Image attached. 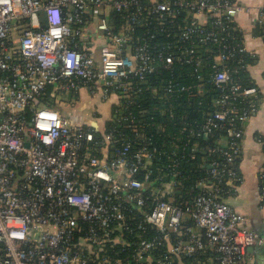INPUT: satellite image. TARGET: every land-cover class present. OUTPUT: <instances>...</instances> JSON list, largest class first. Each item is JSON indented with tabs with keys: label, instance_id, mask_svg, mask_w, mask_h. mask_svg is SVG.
I'll return each instance as SVG.
<instances>
[{
	"label": "built area",
	"instance_id": "1",
	"mask_svg": "<svg viewBox=\"0 0 264 264\" xmlns=\"http://www.w3.org/2000/svg\"><path fill=\"white\" fill-rule=\"evenodd\" d=\"M252 10L239 0H0V264H89L94 255L98 264H123L113 257L178 264L182 255L188 264H261L254 251L264 250V229L250 228L214 182L226 178L227 193L236 188L241 177L233 163L244 127L263 101L257 87L234 80L227 64L234 55L227 28L237 13ZM182 13L179 40L155 49L159 33L177 37L167 23ZM263 19L264 5L257 21ZM138 25L145 28L140 35ZM209 42L223 47L211 77L221 94L199 134L207 138L228 124L217 141L226 161L211 162L213 185L184 207L166 197L179 171L153 179L156 153L147 144L132 145L92 120L75 123L69 113L82 92L121 104L158 66L200 64L196 47ZM239 98L248 106L231 102ZM114 114L117 125L128 119L122 109ZM128 126L142 131L132 120ZM168 158L179 165L175 153ZM260 180L264 213V166Z\"/></svg>",
	"mask_w": 264,
	"mask_h": 264
},
{
	"label": "trees",
	"instance_id": "2",
	"mask_svg": "<svg viewBox=\"0 0 264 264\" xmlns=\"http://www.w3.org/2000/svg\"><path fill=\"white\" fill-rule=\"evenodd\" d=\"M185 16L186 14L182 13L175 22L167 23L168 28L170 27L171 31L176 32L177 37L174 36L175 33L171 36H168L165 31L159 33L152 40V43L158 46L155 49H170L172 47L170 45L175 40H179V28L183 27ZM115 19L119 22L121 15L117 14ZM210 23L207 28L218 32L215 24ZM154 26L155 24L151 25V27ZM144 30L145 28L138 25L137 35H140ZM256 32L264 40V19L257 22ZM220 34L223 35L222 30H220ZM184 45L190 47L192 44L185 42ZM227 47L234 52L233 56L227 57V64L232 71L234 80L242 84L243 87H257L259 97L263 98L261 88L254 81L249 68L257 60L256 54L247 49L244 32L236 21L231 22L227 28ZM222 48L220 43H198L196 58L200 59V64L178 62L173 68L158 66L148 75V83L140 85L141 91L121 99V104L110 103L111 114L105 122L106 130H116L122 134L121 138H131L126 141L130 140L132 145L135 143L147 144L148 148L156 153L151 167L153 179L157 176H165L168 169L179 171L178 184L172 193L166 194V197L174 199L176 203L184 207L191 205L199 194L207 191L209 186L213 185L209 181L211 173L208 170L211 162L218 160L224 163L226 161L225 156L218 149L217 141L218 138L226 134L228 124L213 128L207 138H203L199 134L208 118L218 109L214 99L221 94V90L211 81V77L214 73V56L217 50ZM47 98L48 95L45 94L40 101H46ZM231 102L242 109L248 106L247 100L243 101L242 98L232 99ZM118 109H122L124 115L128 117L124 123L119 125L116 123L117 119L114 114ZM130 120L142 131H133L128 126ZM96 136L102 137V132H96ZM258 137L264 140V134H257V141L264 151L263 141ZM242 140L244 141V139ZM123 143L124 141H120L119 147L122 148ZM172 153L176 154L179 162L175 168L168 158V155ZM241 156L242 151L237 154L233 163L237 169L240 168ZM140 172L143 174V171ZM142 174H139L138 177L141 178ZM241 179L242 177L236 182V185L241 182ZM214 182L223 188V196L229 194L227 189L230 186L226 178H223L222 181L216 179ZM156 233L153 231L150 237ZM117 249L121 248L117 247ZM187 257L189 256L182 255L181 258H177V263L188 264L187 262H190L191 259ZM202 257H208V254ZM87 258L89 264H98L99 257L94 255ZM113 258H122L123 264H128L127 260L131 258L133 260L130 264H140L132 257Z\"/></svg>",
	"mask_w": 264,
	"mask_h": 264
},
{
	"label": "crops",
	"instance_id": "3",
	"mask_svg": "<svg viewBox=\"0 0 264 264\" xmlns=\"http://www.w3.org/2000/svg\"><path fill=\"white\" fill-rule=\"evenodd\" d=\"M253 8L252 12L241 11L235 15V21L243 30L245 44L249 51L256 54L257 60L250 65L251 75L261 88L263 101L259 110L245 124L243 150L240 160L241 182L234 191L226 194L224 200L231 204L239 213L248 217L250 228L257 231L264 229V213L260 210V169L264 166V151L257 141V134H264V40L256 32L257 20L260 16V7L264 0H239ZM115 103L118 101L114 100ZM111 102H104L96 97L91 99L87 91L80 94L78 105L70 109L69 116L75 123H89V120L98 122L99 128L105 129V122L111 114ZM91 109L90 113H85ZM256 253V251H254ZM260 263L264 264V250L256 253Z\"/></svg>",
	"mask_w": 264,
	"mask_h": 264
},
{
	"label": "rangeland",
	"instance_id": "4",
	"mask_svg": "<svg viewBox=\"0 0 264 264\" xmlns=\"http://www.w3.org/2000/svg\"><path fill=\"white\" fill-rule=\"evenodd\" d=\"M63 96H64L65 98L68 97V93H67V92L64 93ZM90 112H91V109H86V111H85L86 114H87V113H90Z\"/></svg>",
	"mask_w": 264,
	"mask_h": 264
},
{
	"label": "water",
	"instance_id": "5",
	"mask_svg": "<svg viewBox=\"0 0 264 264\" xmlns=\"http://www.w3.org/2000/svg\"><path fill=\"white\" fill-rule=\"evenodd\" d=\"M91 124H92L94 127H98V123H97V121H95V120H92Z\"/></svg>",
	"mask_w": 264,
	"mask_h": 264
}]
</instances>
